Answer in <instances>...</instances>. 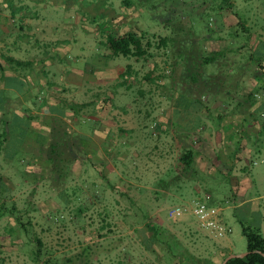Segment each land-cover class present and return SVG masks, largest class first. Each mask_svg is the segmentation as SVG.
I'll use <instances>...</instances> for the list:
<instances>
[{"label":"rangeland","instance_id":"374dc122","mask_svg":"<svg viewBox=\"0 0 264 264\" xmlns=\"http://www.w3.org/2000/svg\"><path fill=\"white\" fill-rule=\"evenodd\" d=\"M131 1L141 11L138 27L145 33L142 43L152 54L141 58L137 77L142 83L133 87L143 92L150 88L156 99L155 114L161 115L163 108L170 106L171 96L183 107L208 106L218 100L221 108L232 106L228 112L233 115L232 110L236 111L245 100L242 93L254 81L257 82L252 87V92L257 93L254 99L261 98L264 0ZM97 23L100 36L107 40V23L100 24L98 20ZM163 37L168 38L165 45L159 43ZM93 44L85 52L89 56L86 58L94 70H101L103 62L96 56L104 53V44ZM76 54L75 50L67 53L64 63L74 64ZM210 56L214 59L204 61ZM128 60L121 55L116 58L122 66L132 62ZM153 60L158 81L154 86L144 79ZM7 86L21 89L17 80H8ZM35 95L42 101V96ZM2 97L0 92V161L8 156L12 160L0 163V264H8L7 256L12 252L23 254L27 264L39 261L79 264L76 256L63 258L54 251L66 250L73 255V251L83 249L86 255L92 253L93 258L87 264H210L211 261L217 264L224 253L238 256L246 252L247 240L240 222L250 228L260 226L264 233L262 180L256 179L244 196L232 194L229 181L221 174L213 176L197 171L204 162L198 154L192 169L182 171L179 157L183 150L194 149L190 144L195 143L196 134L180 136L176 131L174 136L181 138L180 141L171 137L155 148L153 141L141 148L142 158L161 162L160 175L164 178L160 183L157 181L156 191L144 188V192L135 194L133 185L131 188L124 185L128 194H112L104 188L101 179H70L73 165L65 156L57 157V162L54 157L33 161L20 147L23 137H29L28 123L21 113L13 114V110L3 108ZM99 98L100 94L95 96ZM252 114L253 119L264 123L263 111L253 109ZM7 121L8 133L5 132ZM153 125L148 123L149 127L154 128ZM249 144L261 146L264 136L252 137ZM60 148H56L58 155L64 151ZM133 166L126 162L123 172L131 173ZM256 167L264 168V163L259 161ZM150 173L145 175L144 184L149 187L156 184ZM91 181L93 185L89 184ZM205 193L212 197L220 209L222 224L229 229L221 238L208 236L192 215L176 221L166 217L169 206ZM148 223L158 226L157 237L146 229ZM15 263L23 264L21 260Z\"/></svg>","mask_w":264,"mask_h":264},{"label":"crops","instance_id":"0c3cea01","mask_svg":"<svg viewBox=\"0 0 264 264\" xmlns=\"http://www.w3.org/2000/svg\"><path fill=\"white\" fill-rule=\"evenodd\" d=\"M140 13L131 0H0V92L5 99L3 108L21 113L28 123L29 137H23L20 147L37 162L53 157L57 162V157L65 156L73 165L70 179H101L112 194H128L125 187L133 185L139 194L144 188L156 191L157 181L164 178L160 175L161 162L142 158L141 148L151 141L155 148L171 137L180 141L174 136L177 131L180 136L196 134L195 143L190 145L204 161L197 171L221 174L229 181L232 194L244 196L256 179L264 184V168H254L259 161L264 163V144H249L252 137L264 136V123L253 119L252 114L253 109L264 112V93L255 100L257 93L252 92L257 82L242 93L245 100L232 110L233 115L228 112L232 106L221 108L218 100L208 106L183 107L170 96V106L158 116L150 88L143 92L133 87L142 83L137 77L141 58L152 54L145 50L141 57L126 56L132 62L122 66L116 62L120 55L109 48L110 40L124 34H145L138 27ZM97 20L107 23V40L100 36ZM93 42L96 46L104 44V53L96 56L103 62L101 70H94L86 58ZM72 50L77 58L67 65L64 58ZM79 60L83 61L80 65ZM155 67L153 60L148 76H144L153 86L158 82ZM10 79L17 80L20 91L7 86ZM98 94L100 98L95 99ZM5 129L8 133L9 121ZM57 147H62L63 154L58 155ZM11 160L8 156L0 163ZM126 162L134 164L129 174L123 172ZM148 172L156 179L151 187L144 185ZM54 253L63 258L76 256L79 264L93 258L85 249L73 251V255L66 250ZM7 258L8 264H16L15 260L27 264L19 252Z\"/></svg>","mask_w":264,"mask_h":264},{"label":"trees","instance_id":"16d2710c","mask_svg":"<svg viewBox=\"0 0 264 264\" xmlns=\"http://www.w3.org/2000/svg\"><path fill=\"white\" fill-rule=\"evenodd\" d=\"M143 34L137 35L135 33H127L120 37L110 40L109 48L111 52L115 55L121 56H143L146 51L144 49V45L142 43ZM166 37H163L159 40V43L163 45L167 42ZM148 44V42H147ZM214 56H210L205 58L204 61L213 60ZM262 68L261 65L258 66ZM196 152L187 148L183 150L179 157V163L181 165L182 171L188 172L192 169V166L195 162ZM242 225V233L246 237L247 240V248L246 254L243 257H234L226 260L228 254H223L220 262L217 264H264V233H262L260 226H255L254 228L246 227L240 222ZM146 229L152 233L154 237L158 236V226L154 224H146ZM224 262V263H223ZM210 264H216L211 261Z\"/></svg>","mask_w":264,"mask_h":264},{"label":"built area","instance_id":"2783aa9c","mask_svg":"<svg viewBox=\"0 0 264 264\" xmlns=\"http://www.w3.org/2000/svg\"><path fill=\"white\" fill-rule=\"evenodd\" d=\"M165 214L167 219L173 221L192 215L198 227L213 238H221L229 231L222 224L220 209L214 205L212 197L206 193L201 197L169 206Z\"/></svg>","mask_w":264,"mask_h":264},{"label":"water","instance_id":"95a60500","mask_svg":"<svg viewBox=\"0 0 264 264\" xmlns=\"http://www.w3.org/2000/svg\"><path fill=\"white\" fill-rule=\"evenodd\" d=\"M246 254H248L247 251H246L245 253L241 254V255H238V256H236V255H229L227 258L224 259V262H225L226 260L230 259V258H234V257H243V256H245ZM224 262H223V263H224Z\"/></svg>","mask_w":264,"mask_h":264}]
</instances>
